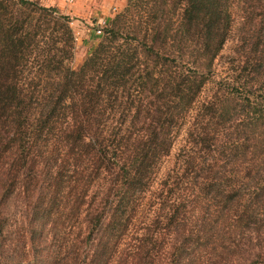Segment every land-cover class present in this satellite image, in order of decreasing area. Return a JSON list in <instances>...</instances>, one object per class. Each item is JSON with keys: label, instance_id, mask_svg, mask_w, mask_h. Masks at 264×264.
I'll return each mask as SVG.
<instances>
[{"label": "trees", "instance_id": "16d2710c", "mask_svg": "<svg viewBox=\"0 0 264 264\" xmlns=\"http://www.w3.org/2000/svg\"><path fill=\"white\" fill-rule=\"evenodd\" d=\"M69 23L0 0V264H264V0Z\"/></svg>", "mask_w": 264, "mask_h": 264}, {"label": "rangeland", "instance_id": "374dc122", "mask_svg": "<svg viewBox=\"0 0 264 264\" xmlns=\"http://www.w3.org/2000/svg\"><path fill=\"white\" fill-rule=\"evenodd\" d=\"M43 6H51L70 18L69 26L75 36L74 53L71 66L77 67L86 54L99 41L109 19L120 12L128 0H35ZM99 28L100 32L95 33ZM230 42L222 50L217 60V69H221L225 55L229 52ZM174 151V149H173ZM172 151V152H173ZM127 238H125V241Z\"/></svg>", "mask_w": 264, "mask_h": 264}, {"label": "built area", "instance_id": "2783aa9c", "mask_svg": "<svg viewBox=\"0 0 264 264\" xmlns=\"http://www.w3.org/2000/svg\"><path fill=\"white\" fill-rule=\"evenodd\" d=\"M67 1H71V0H67ZM100 32V29L99 28H97L96 30H95V33H99ZM76 38H75V36L73 35V40H75Z\"/></svg>", "mask_w": 264, "mask_h": 264}]
</instances>
